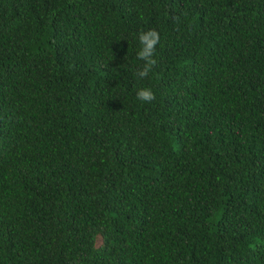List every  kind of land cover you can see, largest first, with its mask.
<instances>
[{
    "label": "trees",
    "instance_id": "1",
    "mask_svg": "<svg viewBox=\"0 0 264 264\" xmlns=\"http://www.w3.org/2000/svg\"><path fill=\"white\" fill-rule=\"evenodd\" d=\"M0 264H264V0H0Z\"/></svg>",
    "mask_w": 264,
    "mask_h": 264
},
{
    "label": "clouds",
    "instance_id": "2",
    "mask_svg": "<svg viewBox=\"0 0 264 264\" xmlns=\"http://www.w3.org/2000/svg\"><path fill=\"white\" fill-rule=\"evenodd\" d=\"M138 39L142 47L137 53V58L144 61V64L142 68L137 69L135 74L138 78H145L156 64L153 54L155 52V45L159 42V36L155 30H150L147 33L141 32ZM136 96L142 102H150L155 99L154 93L150 88H140Z\"/></svg>",
    "mask_w": 264,
    "mask_h": 264
},
{
    "label": "rangeland",
    "instance_id": "3",
    "mask_svg": "<svg viewBox=\"0 0 264 264\" xmlns=\"http://www.w3.org/2000/svg\"><path fill=\"white\" fill-rule=\"evenodd\" d=\"M95 240H96V242H98L99 241V236H96Z\"/></svg>",
    "mask_w": 264,
    "mask_h": 264
}]
</instances>
